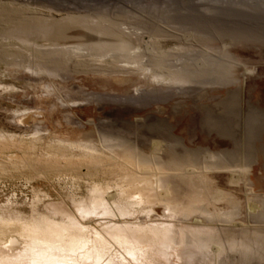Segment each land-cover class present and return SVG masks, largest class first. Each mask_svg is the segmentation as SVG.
I'll use <instances>...</instances> for the list:
<instances>
[{"label": "rangeland", "instance_id": "rangeland-1", "mask_svg": "<svg viewBox=\"0 0 264 264\" xmlns=\"http://www.w3.org/2000/svg\"><path fill=\"white\" fill-rule=\"evenodd\" d=\"M87 146L102 168L79 163ZM125 146L177 195L196 188L179 173L205 186L207 212L129 218L172 225L158 264H264V0H0V211L59 217L93 182L113 193Z\"/></svg>", "mask_w": 264, "mask_h": 264}, {"label": "bare ground", "instance_id": "bare-ground-1", "mask_svg": "<svg viewBox=\"0 0 264 264\" xmlns=\"http://www.w3.org/2000/svg\"><path fill=\"white\" fill-rule=\"evenodd\" d=\"M81 149L78 156L83 158L78 159L79 163L88 156H95L98 163L103 159V151L101 153L88 146ZM121 150L116 153L122 155L120 157L123 160L118 167L120 171L123 170V173L118 182L114 183L113 193L108 191L110 188L108 182L91 183L88 190L86 189L87 193L81 197H75L76 195L70 192L71 195H66V198L73 204L74 209L69 213L62 208L59 211V217L38 212L34 206L32 213L27 216L19 212L0 211V264H158L155 260V244L159 243L164 246L163 243L175 232L172 225L165 221L131 222L129 218L141 214L144 219L151 220L156 204H161L164 209L160 215L162 218L183 212L186 207L194 208L196 205L207 212L201 206L204 203L205 186L202 185L200 173L191 172L194 176L189 173H179L182 180H187L196 188L194 191L177 195L168 178L170 173L161 171V164L159 165L157 160L134 157L133 152L128 150L127 146ZM112 152L114 153L115 150ZM100 164L103 163L91 165V168H102ZM145 167H149L148 170H143ZM117 171L119 173V170ZM87 174L93 176L95 172L88 171ZM197 180L201 181V189L197 185ZM203 180L209 183L207 178ZM216 195L219 197V192L210 197L216 200ZM93 217L99 221L100 230L108 240L99 234H88L84 224ZM183 240L180 237V241ZM94 247L97 253L93 260L90 250ZM161 254L164 255V252Z\"/></svg>", "mask_w": 264, "mask_h": 264}]
</instances>
